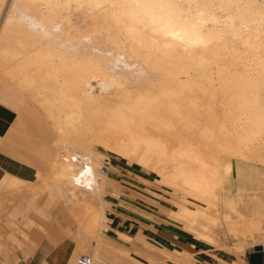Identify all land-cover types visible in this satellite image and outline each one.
Wrapping results in <instances>:
<instances>
[{
    "label": "bare ground",
    "instance_id": "bare-ground-1",
    "mask_svg": "<svg viewBox=\"0 0 264 264\" xmlns=\"http://www.w3.org/2000/svg\"><path fill=\"white\" fill-rule=\"evenodd\" d=\"M3 20L0 73L69 152L52 172L85 200L87 237L110 155L210 203L221 155L264 164V0H12Z\"/></svg>",
    "mask_w": 264,
    "mask_h": 264
},
{
    "label": "crops",
    "instance_id": "crops-1",
    "mask_svg": "<svg viewBox=\"0 0 264 264\" xmlns=\"http://www.w3.org/2000/svg\"><path fill=\"white\" fill-rule=\"evenodd\" d=\"M54 141L53 131L26 94L0 74V244L6 264L13 257L18 264H73L85 254L92 260L103 256L104 264H116L117 251L140 264H150V260L153 264H264V164L221 155L216 203L151 171L153 178L174 190L163 187L154 191L120 183L119 195L109 202L103 194L117 191L119 181L100 176L98 203L104 210L103 228L97 237H87L85 217L79 214L85 200L79 193L74 198L64 184L67 182L54 178ZM35 203L41 204L32 211L30 205ZM54 203L62 214L55 225ZM30 222L32 227L21 233L10 227Z\"/></svg>",
    "mask_w": 264,
    "mask_h": 264
},
{
    "label": "rangeland",
    "instance_id": "rangeland-1",
    "mask_svg": "<svg viewBox=\"0 0 264 264\" xmlns=\"http://www.w3.org/2000/svg\"><path fill=\"white\" fill-rule=\"evenodd\" d=\"M11 8H12V0H7L6 4H4L2 11H1V14H0V27L4 21L3 19H5V16L11 12ZM0 74H2V73H0ZM99 81H100L99 79H95L93 81L94 86L96 87V90H97V92H95V93H97V94L101 93V89L99 87V85H100ZM27 98H28V96H27ZM54 135H55L54 146H56L57 134L54 133ZM55 150L59 151L61 158H62L63 154L64 155L69 154V152H66L62 147L58 148V150H57V148H55ZM110 158H111V161H108V162L101 161V164L97 165L98 169H99V175H100L101 170L103 168H107L110 172L111 178L115 177L118 179V181H119L118 187L119 188L117 189V191H113V192L105 191L103 194L104 200L110 202L111 200L114 199L112 197L113 195H116V196L119 195V191H121V187H120L121 184H123L124 186H127V187H129L131 184L132 185H139V186L143 185L144 187H147L149 190H154V191L158 190L159 188H163V187L166 188L167 190H169L170 192H172V190H174V189L160 183L159 181H157V179L153 178L151 176V174L148 172L150 170H146L143 167L138 166L136 163H128V162L119 163L120 160L117 159L116 157L112 156V155H110ZM110 176H108V177H110ZM102 178H104V177H102ZM105 178H107V177H105ZM154 195H156L155 192H154ZM8 204L12 206L14 203L11 202ZM40 204L41 203H35L34 207L32 205H30V207L33 208V210L32 209L31 210L34 211L35 209H37L40 206ZM56 205H57L56 203L53 204V222H54V225H55V223H59L62 220L61 211H60V209H57ZM110 208H111V206H109V208H107V210H109ZM107 218L108 217L106 216V224H107ZM2 219H3V215H0V221H2ZM9 219L11 220L12 216H10ZM39 219H40V217L38 216L36 219V221H38V223H39ZM6 220H7V217H6ZM33 226L37 227V225H33ZM10 227L12 230H15L18 233H21L22 230H24L25 228L27 229L29 227H32V222L27 223L25 225L18 223V224L10 225ZM94 242L98 243L96 240H93V243ZM0 250L2 251V261L1 262L6 264L7 259H6V255H5V249L1 244H0ZM7 251L11 252L10 250H8V248H7ZM105 251L113 254L112 250L111 251L105 250ZM116 253L117 254L115 255V259L113 260V262L116 264H119V263H122V264H127V263L128 264L129 263L140 264V262H138L136 260H133L132 262L130 260H126L123 256V254L120 253V251H117ZM13 258L14 259L11 260L10 264H18L19 260L17 259V257H13ZM76 259L74 260L73 264L75 263ZM154 262L155 261L150 260L149 263L153 264Z\"/></svg>",
    "mask_w": 264,
    "mask_h": 264
},
{
    "label": "built area",
    "instance_id": "built-area-1",
    "mask_svg": "<svg viewBox=\"0 0 264 264\" xmlns=\"http://www.w3.org/2000/svg\"><path fill=\"white\" fill-rule=\"evenodd\" d=\"M73 162L78 164L79 170L82 172L81 176L83 177L85 174L89 171V166L86 165V159L82 160L81 158H73ZM101 178L102 177H108L110 176V172L107 168H103L100 173ZM2 255L0 254V263H1ZM27 264H33L31 262H28ZM74 264H93V260L88 255H82Z\"/></svg>",
    "mask_w": 264,
    "mask_h": 264
}]
</instances>
